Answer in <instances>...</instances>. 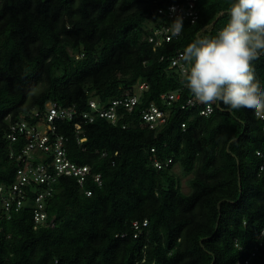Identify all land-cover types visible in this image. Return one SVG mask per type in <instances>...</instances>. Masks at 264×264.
I'll return each mask as SVG.
<instances>
[{
	"label": "trees",
	"instance_id": "trees-1",
	"mask_svg": "<svg viewBox=\"0 0 264 264\" xmlns=\"http://www.w3.org/2000/svg\"><path fill=\"white\" fill-rule=\"evenodd\" d=\"M184 1L0 0V185L14 181L18 161L9 153L23 140L6 133L20 114L55 101L79 115L91 111L89 100L107 108L137 96L131 109L117 106V123L96 114L83 123L81 143L77 117L55 122L69 159L100 173L101 184L59 177L45 200L53 226L36 223L28 205H0V264H264V172L255 153L264 120L247 109L205 116L183 107L192 93L185 76L169 73L177 51L227 24L235 0H195L194 24L184 20L170 41H149L171 26L167 7ZM253 66L264 87V55ZM174 91L168 105L162 95ZM150 104L167 114L154 128L141 120Z\"/></svg>",
	"mask_w": 264,
	"mask_h": 264
},
{
	"label": "built area",
	"instance_id": "built-area-1",
	"mask_svg": "<svg viewBox=\"0 0 264 264\" xmlns=\"http://www.w3.org/2000/svg\"><path fill=\"white\" fill-rule=\"evenodd\" d=\"M194 2L195 0H185L182 3H173L167 7L165 12L171 19L181 15L183 21L187 20L194 24L198 17ZM158 12L163 13V9H159ZM170 28V25L155 28L153 35L149 37V41H154L155 45L160 44L163 40L170 41L176 37L171 34ZM182 51H177L175 56L171 58L169 73L177 71L184 76L182 66L177 63ZM144 86V83L140 84L139 89L144 88ZM179 95V91H174L163 94L162 98L167 99L169 105L172 101L177 100ZM136 101V95L126 96L124 99L113 100L107 108H99L94 100H89L88 104L91 111H84L79 115L73 106L63 107L55 101H47L43 110L34 108L10 121L6 139L11 143L23 140V144L18 152L11 150L9 153L10 158L18 161V166L15 170L14 181L6 187L0 185L1 207L6 212L10 210L17 212L28 205L32 207L33 219L36 223H46L53 226V217L49 218L45 208V200L52 196L55 183L59 177H74L80 188L84 187L87 176H90L99 185L101 184L100 173H93L89 165L77 164L69 159L65 147L67 137L57 132L55 122L73 120L77 117L78 120L74 123L73 133L75 140L81 143L85 139L82 130L83 123L92 122L97 115L115 124L122 117V114L117 112V106L123 104L126 108L131 109ZM185 106L201 107L199 112L205 116L210 115L216 107L213 105V110L209 112L207 106L200 104L193 94L185 100L183 107ZM166 118L167 114L164 110L154 104H150L141 112V120L149 128L163 124ZM123 127L125 126L123 125ZM255 153L260 160L259 172H264V140ZM105 155L106 153H102V156ZM170 161L169 159L168 162ZM155 165L161 167L159 161H155ZM84 191L87 195L91 193L88 189ZM136 225L137 223L134 222V226ZM261 233H264V228Z\"/></svg>",
	"mask_w": 264,
	"mask_h": 264
},
{
	"label": "clouds",
	"instance_id": "clouds-1",
	"mask_svg": "<svg viewBox=\"0 0 264 264\" xmlns=\"http://www.w3.org/2000/svg\"><path fill=\"white\" fill-rule=\"evenodd\" d=\"M229 17L214 37L189 43L177 63L184 70L186 87L209 112L213 105L228 111L247 109L264 120V87L253 66L264 55V0H235ZM170 31L173 36L181 34V15L172 21Z\"/></svg>",
	"mask_w": 264,
	"mask_h": 264
},
{
	"label": "rangeland",
	"instance_id": "rangeland-1",
	"mask_svg": "<svg viewBox=\"0 0 264 264\" xmlns=\"http://www.w3.org/2000/svg\"><path fill=\"white\" fill-rule=\"evenodd\" d=\"M174 171L175 173L180 175V169L178 166L174 167ZM191 177V175H187V176H181V186H182V190L184 192H189L190 188H189V184H188V179Z\"/></svg>",
	"mask_w": 264,
	"mask_h": 264
}]
</instances>
